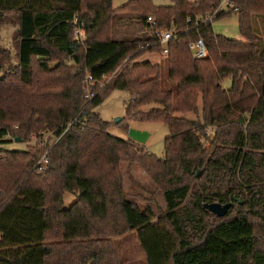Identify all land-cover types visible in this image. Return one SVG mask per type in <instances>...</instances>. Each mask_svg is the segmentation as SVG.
<instances>
[{
	"label": "trees",
	"instance_id": "obj_1",
	"mask_svg": "<svg viewBox=\"0 0 264 264\" xmlns=\"http://www.w3.org/2000/svg\"><path fill=\"white\" fill-rule=\"evenodd\" d=\"M233 1L236 11L215 21L236 15L246 41L196 23L218 0H128L117 8L112 0H0V28L16 26L17 59L11 67L0 48V147L8 135L40 138L27 149H0V264H120L111 239L133 230L147 264H264V48L251 22L264 14V0ZM117 13L137 14L150 35L111 39ZM162 28L176 34L165 68L133 61L161 54L155 31ZM75 29L84 31L83 41L74 40ZM198 39L207 49L202 59L189 48ZM87 73L90 101L83 98ZM114 90L130 96L129 119L168 126L162 158L108 133L94 109ZM150 104L159 107L140 111ZM77 116L83 126L72 124L52 144L43 139L58 137ZM123 160L139 164L161 191L165 211L156 219L151 207L125 197ZM65 192L77 194L68 208ZM211 202L232 205L216 217L204 208Z\"/></svg>",
	"mask_w": 264,
	"mask_h": 264
},
{
	"label": "rangeland",
	"instance_id": "obj_2",
	"mask_svg": "<svg viewBox=\"0 0 264 264\" xmlns=\"http://www.w3.org/2000/svg\"><path fill=\"white\" fill-rule=\"evenodd\" d=\"M151 1L155 6H166L173 3L172 0ZM126 2H128V0H112V6L113 8H117ZM261 26L264 28V24H261ZM212 28L216 34L224 35L228 38H242L238 28V19L234 14L214 21L212 23ZM15 29L16 26L13 24H3L0 28V48L5 49L10 53L11 67L17 64L15 42L13 41ZM110 33L111 39L114 40L145 38L150 35V33H148V31L137 22V14L135 13L115 14L111 21ZM84 39L85 36L83 38L80 37L77 41H83ZM74 40L76 39L74 38ZM261 41H258L260 49H262L260 44ZM133 61L139 63L148 61L152 64H160L162 68H165L164 56L159 53L145 52ZM49 63L51 67L55 65L54 61H50ZM66 64L71 67L73 66L71 60H66ZM162 72L164 78L163 82L167 87L168 82L165 79L164 69ZM115 74L116 71L110 76H107L104 81H109V79L114 77ZM230 85L231 79L226 78L222 80V86L224 88H229ZM129 99L130 96L127 92L114 90L94 109V111L98 113L104 121L109 123L107 130L108 133L117 138L128 140V130L130 128L148 133L146 141L143 144H134V147L137 149H143L146 153H153L162 158L164 156V139L169 136L168 126L162 121H140L129 119L126 114V105ZM158 107L159 105L150 104L141 107L140 111L149 112L153 108ZM175 116L185 117L190 120L196 119L192 113H175ZM116 118L121 120L118 123H115L114 120ZM124 127H126V129ZM13 128H17V125H14ZM42 137L43 139L48 138L49 143L52 144L53 136H51L50 133H45ZM6 139H9V142L4 147L8 150H23L29 147H34L40 142V138L36 137L35 134H31L25 142L16 141L11 135H8ZM201 143L205 146L209 145L203 138H201ZM120 173L122 175L123 191L127 199L131 200L139 208L151 207L155 213L154 219L164 213L165 202L161 191L156 188L155 184L139 164L123 160L120 164ZM76 196L77 194L65 192L63 194L62 207H70L75 201ZM111 245L116 253L117 261L120 264H147L142 248L138 242L136 231L133 230L125 235L112 238Z\"/></svg>",
	"mask_w": 264,
	"mask_h": 264
},
{
	"label": "built area",
	"instance_id": "obj_3",
	"mask_svg": "<svg viewBox=\"0 0 264 264\" xmlns=\"http://www.w3.org/2000/svg\"><path fill=\"white\" fill-rule=\"evenodd\" d=\"M191 2H196L198 0H190ZM236 11V7L234 4L233 0H218L217 4L215 5V7L207 12L205 15L203 16H198L196 18V23L200 24V23H213L216 19V17L221 14V13H225V12H229V11ZM191 18H187V22H191ZM147 22L154 27L155 26V21L154 19L149 16L147 18ZM74 34V38L76 40H79V38H83L85 36L84 31H81L79 29H75V31L73 32ZM155 34L158 37V43L161 46L162 52L161 55L162 56H166L168 54V43L171 39H173L175 37V33L172 29H167V28H162V29H157L155 31ZM191 54L194 58L197 59H202L205 58L207 56V49L206 46L204 45L203 41L201 39H198L197 41L191 43L189 45ZM84 85H85V89H84V93H83V98L86 101H90L95 97V91L92 87L93 85V78L92 76L87 73L85 78H84ZM102 86V83L99 84V87ZM86 122V119H81L77 116L75 117L73 120H71L69 123H67V126L64 128V130L62 131V133L58 136V137H54L53 136V142L55 143L58 141V139L68 130V128L74 124L77 123L81 126H83ZM47 162L46 159V154H44L38 161L37 165L39 167L40 170L43 169L44 164Z\"/></svg>",
	"mask_w": 264,
	"mask_h": 264
},
{
	"label": "water",
	"instance_id": "obj_4",
	"mask_svg": "<svg viewBox=\"0 0 264 264\" xmlns=\"http://www.w3.org/2000/svg\"><path fill=\"white\" fill-rule=\"evenodd\" d=\"M121 119L116 118L114 120L115 123H118ZM148 133L144 132V131H140V130H136V129H132L130 128L128 130V137L129 139L137 142V143H141L143 144L146 139H147ZM16 141H19V139H16ZM1 150L4 149V146L0 147ZM232 202H226V203H219V202H211V203H206L204 204V208L212 215L216 216V217H222L224 216L229 208L231 207Z\"/></svg>",
	"mask_w": 264,
	"mask_h": 264
},
{
	"label": "crops",
	"instance_id": "obj_5",
	"mask_svg": "<svg viewBox=\"0 0 264 264\" xmlns=\"http://www.w3.org/2000/svg\"><path fill=\"white\" fill-rule=\"evenodd\" d=\"M260 15H253L251 18V22H252V30L255 33V35L259 38V41L262 40L260 44H261V48H264V28L261 26V24H264V15H261V16ZM261 38H263V39H261ZM237 39H239V38H237ZM115 40H120V39H115ZM239 40L240 41H246V39L243 37Z\"/></svg>",
	"mask_w": 264,
	"mask_h": 264
}]
</instances>
